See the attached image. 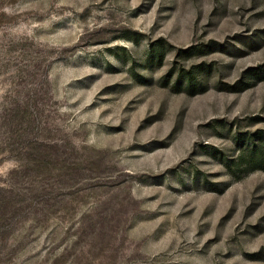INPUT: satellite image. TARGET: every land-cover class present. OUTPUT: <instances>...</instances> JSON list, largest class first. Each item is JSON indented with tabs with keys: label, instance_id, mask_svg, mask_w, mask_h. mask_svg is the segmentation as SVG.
Wrapping results in <instances>:
<instances>
[{
	"label": "rangeland",
	"instance_id": "374dc122",
	"mask_svg": "<svg viewBox=\"0 0 264 264\" xmlns=\"http://www.w3.org/2000/svg\"><path fill=\"white\" fill-rule=\"evenodd\" d=\"M252 146L264 0H0V264H264Z\"/></svg>",
	"mask_w": 264,
	"mask_h": 264
},
{
	"label": "trees",
	"instance_id": "16d2710c",
	"mask_svg": "<svg viewBox=\"0 0 264 264\" xmlns=\"http://www.w3.org/2000/svg\"><path fill=\"white\" fill-rule=\"evenodd\" d=\"M154 50V49H153ZM152 51L147 53V60L152 59ZM195 77L190 75L187 78V87L191 88L193 86V83L195 81ZM12 110V109H11ZM18 114L19 112L16 111ZM250 157H249V165L246 168H252V167H264V148H257L256 146H252L249 150ZM256 164V165H254ZM260 165V166H257Z\"/></svg>",
	"mask_w": 264,
	"mask_h": 264
}]
</instances>
